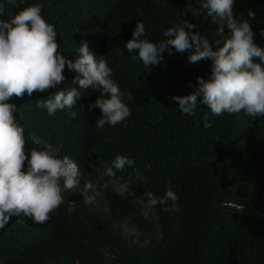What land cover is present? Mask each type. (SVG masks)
Listing matches in <instances>:
<instances>
[{"label": "trees", "instance_id": "obj_1", "mask_svg": "<svg viewBox=\"0 0 264 264\" xmlns=\"http://www.w3.org/2000/svg\"><path fill=\"white\" fill-rule=\"evenodd\" d=\"M202 0H0L11 19L32 4H42L43 16L55 25L61 51L79 58L87 42L97 57L106 56L113 79L131 110L116 126L98 128L102 115L89 106L101 96L91 87L75 107L50 116L46 109L23 99L12 102L26 126L27 148L60 147L80 166L81 179L102 191L96 202L108 209H89L75 201L79 193L65 192L66 201L52 221L38 226L13 216L0 230V264H104V251L113 264H264V117L213 115L198 104L191 116L169 97L192 93L197 78H209L211 60L189 64V53L166 51L160 64L145 68L138 52L125 47L137 21L145 23L147 38L158 43L163 33L182 19L195 23L202 36L214 42L219 25L211 23ZM197 9L198 15L187 12ZM255 12V18L249 16ZM234 16L250 21L255 42L264 47V0H236ZM227 34V29L225 35ZM215 49V45H214ZM259 62L258 58H256ZM78 73L66 78L67 87ZM76 112L75 118L70 113ZM210 127H205V122ZM30 152V151H28ZM117 155L134 160L121 172L107 168ZM128 193H118L119 185ZM171 185L178 195L176 211L157 204L144 215L131 193L145 206L143 194L162 197ZM128 219L137 241L121 239L112 228ZM144 244V245H143Z\"/></svg>", "mask_w": 264, "mask_h": 264}, {"label": "clouds", "instance_id": "obj_2", "mask_svg": "<svg viewBox=\"0 0 264 264\" xmlns=\"http://www.w3.org/2000/svg\"><path fill=\"white\" fill-rule=\"evenodd\" d=\"M8 3L14 5L16 0H8ZM235 3L236 0H202L200 3V11H206L211 23L219 25L220 38L214 42L192 31L197 27L195 23L182 19L175 27L168 28L163 33L166 39L158 43L147 38L151 32L146 33L145 23L137 21L132 39L125 45L129 53L138 52V57L132 59H139L145 68L160 64L163 54L167 51L172 55L173 49L180 54L189 53V64L212 61L209 78L198 77V86L192 93L169 97L178 102L185 115H193L198 104H203L216 116L243 112L248 117H264V47L255 42L250 21L234 16ZM42 11V4L36 3L18 11L11 19H0V230L13 216L38 226L48 225L66 202V191L79 193L68 207L81 201L89 209H102L108 217L106 206L96 202L102 191L91 181L80 187L84 183L80 166L69 156L59 155L62 145L46 144L43 150L29 147L30 152L26 150V126L20 122L22 116L17 118L14 99L25 98L28 104H36L46 109L48 115L55 116L58 111L75 107L83 96L82 90L91 87L101 92L89 106V111L101 110V117L95 121L98 128L106 124L114 127L131 115L123 101L128 93L122 92L112 78L114 72L106 56L97 57L84 42L78 48L79 58L75 62L67 59L60 50L55 25L48 22ZM187 12L194 16L199 14L192 7H188ZM3 13L4 5L0 4V16ZM249 16L254 19L255 12L249 10ZM74 73L78 75L72 85L78 84L79 88L65 84L66 78ZM76 115V112L70 113L71 118ZM205 127H210L207 121ZM134 163L133 159L117 155L106 174L114 175L113 168L122 172ZM128 191L126 186L119 185V194L126 195ZM131 195L145 217L152 214L150 210L157 204L168 205L171 201L170 207L162 208L165 212L178 208L179 197L170 184L162 197L146 191L143 194L147 201L145 206L134 193ZM112 228L121 239L138 240L128 219L119 220ZM104 254V264H113V259L105 251Z\"/></svg>", "mask_w": 264, "mask_h": 264}, {"label": "rangeland", "instance_id": "obj_3", "mask_svg": "<svg viewBox=\"0 0 264 264\" xmlns=\"http://www.w3.org/2000/svg\"><path fill=\"white\" fill-rule=\"evenodd\" d=\"M144 245V244H143Z\"/></svg>", "mask_w": 264, "mask_h": 264}]
</instances>
